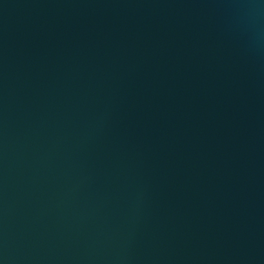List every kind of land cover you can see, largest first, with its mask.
<instances>
[{"label":"water","instance_id":"95a60500","mask_svg":"<svg viewBox=\"0 0 264 264\" xmlns=\"http://www.w3.org/2000/svg\"><path fill=\"white\" fill-rule=\"evenodd\" d=\"M0 264H264V0H0Z\"/></svg>","mask_w":264,"mask_h":264}]
</instances>
